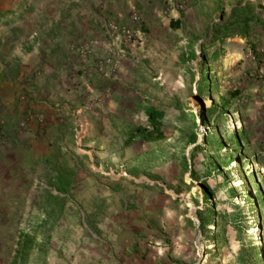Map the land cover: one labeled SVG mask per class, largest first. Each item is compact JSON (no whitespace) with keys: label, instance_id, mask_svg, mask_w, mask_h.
<instances>
[{"label":"rangeland","instance_id":"374dc122","mask_svg":"<svg viewBox=\"0 0 264 264\" xmlns=\"http://www.w3.org/2000/svg\"><path fill=\"white\" fill-rule=\"evenodd\" d=\"M243 2L157 7L192 14L165 32L157 24L155 85L116 97L110 124L98 120L81 150L16 171L22 183L0 195V264H264V0L233 12ZM150 105L160 139L136 134L152 132Z\"/></svg>","mask_w":264,"mask_h":264},{"label":"crops","instance_id":"0c3cea01","mask_svg":"<svg viewBox=\"0 0 264 264\" xmlns=\"http://www.w3.org/2000/svg\"><path fill=\"white\" fill-rule=\"evenodd\" d=\"M197 1L0 0V128L6 137L0 145V195H10L22 183L15 178L16 171L21 177L30 165L47 160L50 151L81 150L83 135L94 134L98 120L105 127L110 124L107 119L117 112L116 97L129 102L133 93L143 94L155 85L150 70L157 74V68L148 69L147 58L150 38L160 33L157 24L160 21L165 32L166 24L168 29L178 28L192 14H183L178 7L171 12L157 7ZM252 2L244 0L238 6ZM133 14L140 17L137 28L131 27L141 30V41L126 46L111 79L95 63L107 55L108 28L130 26ZM250 20L257 19L252 15ZM128 84L131 92L117 89ZM258 89L257 129L264 143V79ZM142 109L146 116L159 111L155 105ZM68 209L65 202L63 212Z\"/></svg>","mask_w":264,"mask_h":264},{"label":"built area","instance_id":"2783aa9c","mask_svg":"<svg viewBox=\"0 0 264 264\" xmlns=\"http://www.w3.org/2000/svg\"><path fill=\"white\" fill-rule=\"evenodd\" d=\"M131 20L134 25L140 23V17L138 14H133ZM108 36L109 45L107 55L104 58L98 59L95 65L100 73L114 79L118 68V58L125 52L128 44L141 41L142 32L140 29L131 26L123 27L111 25L108 28ZM85 49L88 50L89 46ZM5 140V133L0 128V145L3 144Z\"/></svg>","mask_w":264,"mask_h":264},{"label":"trees","instance_id":"16d2710c","mask_svg":"<svg viewBox=\"0 0 264 264\" xmlns=\"http://www.w3.org/2000/svg\"><path fill=\"white\" fill-rule=\"evenodd\" d=\"M248 9L247 6H244V7H241L240 9H235L233 12H236V11H241L242 13L246 12ZM232 20V18H230ZM249 23V20H245L244 21V25H247ZM172 26L174 27V23L172 24ZM147 117H148V121H149V127L152 128V132H147L145 131V129H142V128H139L137 129V132L136 134H140V135H143L145 136L146 138H162L163 137V133L160 129V123L158 122L161 118H162V114L161 113H157L155 111H149L147 113ZM205 192H207V189L205 188ZM206 200H210V198L208 196H210V194L207 192L206 194ZM256 255V258H257V261L260 262V259H259V253L256 251L255 253ZM24 263V261L22 262Z\"/></svg>","mask_w":264,"mask_h":264},{"label":"bare ground","instance_id":"6f19581e","mask_svg":"<svg viewBox=\"0 0 264 264\" xmlns=\"http://www.w3.org/2000/svg\"><path fill=\"white\" fill-rule=\"evenodd\" d=\"M248 192H249V194L251 193L250 191H249V189H248ZM259 240V239H258Z\"/></svg>","mask_w":264,"mask_h":264}]
</instances>
